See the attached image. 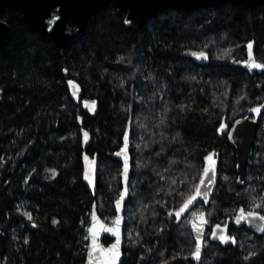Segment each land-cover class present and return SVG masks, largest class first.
I'll use <instances>...</instances> for the list:
<instances>
[{
    "label": "trees",
    "instance_id": "16d2710c",
    "mask_svg": "<svg viewBox=\"0 0 264 264\" xmlns=\"http://www.w3.org/2000/svg\"><path fill=\"white\" fill-rule=\"evenodd\" d=\"M21 15L14 6L2 16L10 31L0 49V264L85 263L94 203L106 222L116 215L122 163L114 153L125 137L132 168L122 264H264V233L233 221L240 208L264 214V112L244 185L228 139L236 119L264 101V68L250 66V58L264 65V2L168 8L143 26L111 4L83 33L70 24L65 52ZM200 52L207 63L195 59ZM70 80L94 111L73 99ZM212 153L208 206L196 197L178 217ZM204 210L210 225L198 261L190 219ZM228 219L235 242L212 241L211 227Z\"/></svg>",
    "mask_w": 264,
    "mask_h": 264
},
{
    "label": "water",
    "instance_id": "95a60500",
    "mask_svg": "<svg viewBox=\"0 0 264 264\" xmlns=\"http://www.w3.org/2000/svg\"><path fill=\"white\" fill-rule=\"evenodd\" d=\"M225 2L250 6L258 2H264V0H0V49L6 44L10 31L9 24L2 18V16L6 8L14 6L20 8L23 21H25L32 30L42 35L51 37L57 48L61 52H65L72 35L70 24L74 23L76 25L77 33H83L86 30L91 17L98 14L102 9L111 4L116 6L119 12L126 13V21L135 19L138 21L140 26H143L149 17L168 8L194 10L199 7L213 6ZM55 12V23H50L49 19L54 16ZM200 53H203V56H199L197 55L199 53H197L195 55V59L201 63H207L209 61V54L207 52ZM69 88L73 99L79 101L82 98V89L79 83L75 80H70ZM256 108L260 109L258 113L252 111V109ZM263 112L264 101L250 106L247 113L244 116L237 118L228 131L229 142L235 147L237 159L236 182L239 185H244L246 183L248 161L251 150L256 142L258 124ZM114 156L122 163V190L120 196L114 202L116 215L111 223L106 222L99 215L96 209V203H94L91 211L90 225L88 228L89 243L84 264H109L111 254L101 250L110 249L112 245L116 244L117 238H119V257L116 260V264H122L123 261L124 232L126 222L125 204L129 196V180L132 168L130 143L127 142V146H125L124 143L114 153ZM125 162H127L126 177ZM208 166L209 163L206 167ZM214 167L215 178L212 183L209 184L203 174L200 179V181L205 179V184L204 186H201V195L197 196V198H202L206 206H208L210 202V196L217 181V165L215 163ZM210 175H212L211 172ZM200 181L197 186H200ZM121 197H123V199H121ZM117 201L120 202L119 207H117ZM240 209L236 211L233 221L236 224H245L252 231L263 234L264 220L249 218L248 220L240 223L236 222V217L239 215ZM243 209L246 213L248 211H253L259 213V215H264L262 212L257 210ZM202 212L205 214L207 223L203 225L200 233H197L193 228V221L196 220V217L192 216L190 219V229L196 242V246L199 243L201 247L199 259H196L193 255L196 246L191 253V258L198 261L203 255L206 233L210 225L207 217V211L204 210ZM117 218L120 220L119 225L114 224V221H116ZM217 224L221 226V229H226V232L217 229ZM229 225V219L225 223H216L213 225L210 231V239L215 242L221 241L218 237L219 235H228ZM90 229L92 230L91 232L89 231ZM107 229H113L114 231H107ZM117 230L119 233L118 237L115 234V231ZM213 232H216L217 235L213 236ZM104 235L111 237L112 241L109 244H105L101 240ZM90 253H92L91 257L89 255Z\"/></svg>",
    "mask_w": 264,
    "mask_h": 264
},
{
    "label": "snow or ice",
    "instance_id": "6c2138e0",
    "mask_svg": "<svg viewBox=\"0 0 264 264\" xmlns=\"http://www.w3.org/2000/svg\"><path fill=\"white\" fill-rule=\"evenodd\" d=\"M51 23H55V20L51 21ZM251 47H252V45L249 44L248 45L249 50L251 49ZM197 55L203 56V53H199ZM250 66L254 67V68H264V65L255 63V61L251 60V58H250ZM86 106L91 107L93 110L95 108L94 102L92 103V105H86ZM252 111L258 113L260 111V109L256 108V109H252ZM223 127H226V125H223L222 129H223ZM84 136H85V139H87V133H84ZM125 146H127V137H125ZM214 155L215 154L212 153V154H209L206 157L207 161L209 162V166L205 167L204 170H203V176L208 181L209 184L212 183L214 181V178H215V175H214L215 174V167H214V163L215 162L213 160ZM210 172L212 173V175H210ZM126 174H127V162H125V177H126ZM85 178L86 179L88 178L87 173L85 174ZM205 179H202L200 181V186L196 187V190H195L196 191V196H190L188 198L187 202L184 203V205L180 208V210L178 212H176V215L178 217L183 212H185L188 209L189 205H191L193 203V201L196 199L197 196L201 195V186H204ZM121 199H123V197H121ZM119 204H120V202L117 201V207H119ZM256 207L259 208V207H261V205L260 204H256ZM193 215L196 217V220L193 221V228L195 229V231L197 233H200L203 225L205 223H207V221L205 219V214L203 212H201L198 215L196 213H193ZM249 218H252V219H257L258 218L259 220H264V215H259V213H256V212H253V211H248L246 213L245 210L242 208V209H240L239 215L236 217V222L240 223L242 221L248 220ZM119 223H120V220H119V218H117V220L114 221V224L119 225ZM216 228L220 229L221 231L226 232V229H221V226L219 224L216 225ZM89 231L91 232L92 230L90 229ZM107 231H114V230L113 229H107ZM115 234L117 235V237L119 236L118 230L115 231ZM212 235L216 236L217 233L213 232ZM218 238L222 242H225V243L228 242L229 239H232L231 237H229L227 235H219ZM232 242H235L234 239H232ZM200 250H201V247H200V244L198 243L197 246H196L195 252L193 254L196 259H199ZM101 251L111 254V258H110L109 264H116V260L119 257V238H117L116 244L112 245V247L110 249L101 250ZM89 255L91 257L92 253H90Z\"/></svg>",
    "mask_w": 264,
    "mask_h": 264
},
{
    "label": "rangeland",
    "instance_id": "374dc122",
    "mask_svg": "<svg viewBox=\"0 0 264 264\" xmlns=\"http://www.w3.org/2000/svg\"><path fill=\"white\" fill-rule=\"evenodd\" d=\"M54 18H55V16H52L50 19H49V22L51 23V21H53L54 20ZM81 100H83V103H84V105L86 106V105H92V103L94 102V101H91V100H88V99H83V98H81ZM94 104H95V107H96V103L94 102ZM90 111H94L95 110V108H94V110L91 108V107H89V106H86ZM252 151V150H251Z\"/></svg>",
    "mask_w": 264,
    "mask_h": 264
},
{
    "label": "flooded vegetation",
    "instance_id": "af4514ba",
    "mask_svg": "<svg viewBox=\"0 0 264 264\" xmlns=\"http://www.w3.org/2000/svg\"><path fill=\"white\" fill-rule=\"evenodd\" d=\"M231 128V127H230ZM229 131V130H228Z\"/></svg>",
    "mask_w": 264,
    "mask_h": 264
}]
</instances>
